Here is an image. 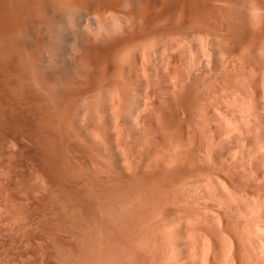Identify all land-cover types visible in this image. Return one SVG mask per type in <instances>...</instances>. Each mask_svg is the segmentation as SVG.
Here are the masks:
<instances>
[{
  "label": "bare ground",
  "instance_id": "1",
  "mask_svg": "<svg viewBox=\"0 0 264 264\" xmlns=\"http://www.w3.org/2000/svg\"><path fill=\"white\" fill-rule=\"evenodd\" d=\"M256 53L258 57L255 56ZM259 77H261V80H259ZM259 82H262L261 86H258ZM3 83L4 86L8 84L9 90L11 89L10 91L12 92L9 91L8 93L14 94L13 96H15V98L12 96L10 97L12 98L10 99L11 103H13L12 100L14 98V100L20 103L14 101V103L16 102L15 104H19L18 106L27 103L34 104L31 106L35 108V104H37L39 108L42 107L47 109L46 111L45 109L43 110L44 113L51 109L53 113H50L51 110H49V113L44 114L42 110L36 107L38 109L37 111L40 110L39 113L36 112L37 114H40L41 111L42 116L52 114L51 118L49 117L50 115L46 116L49 125H52L54 122V120H52V117L54 118L53 115H55V118L57 116L55 110L57 113L58 110L65 109L62 110V113L61 110L60 112L58 111L62 114L60 115L57 113L59 114L58 116H60L58 118H64L67 113L68 116L70 115L72 118L70 120L69 117H65L69 118V120L64 119L63 121L62 119L63 122L60 121L61 119H56V121L59 120V127L57 128H60L59 131L61 135H63L61 129L64 128L63 126L61 128L62 123L66 125L65 128L70 125L68 128H70L71 131L75 128L73 124L76 123L78 126L80 125L79 130H76V133L74 132V135H76L75 137L73 134H70L73 132H70L69 129L65 130L66 132L69 131V135L68 133L67 135L70 137L77 138V136L83 135L82 137L84 139L85 134L88 136V134H96L97 132L96 136L95 134L92 136H101L102 141L96 142V150L95 144L93 147L89 148L90 151H92L90 152L92 155H97L93 153H99V150L101 151L97 156L106 155L110 147H106L103 142H106L109 136L113 137L111 139L115 140V144L120 150L116 149L117 153H119L117 156H119L118 158L123 163L121 166H123L122 168L124 169L122 170L123 172L125 170L127 175L129 174L128 177L133 178L135 172L140 168L141 170L144 169L145 166L143 165L145 164L146 167H148L144 169V172L146 173L148 170L146 175L149 173L147 176L150 181L152 176L153 179L156 178V176L153 175L155 172L163 173V170L161 171L158 169V172L153 170L161 167V161L163 167L167 166L166 179L168 178L167 180L169 181L168 186L169 184L171 186H167L168 190L165 185L161 187L160 185L162 184H158V187H160L156 189L157 183L161 181L159 180L161 177L160 175L157 176V178L159 177V181L156 178L158 181L157 183L153 182V179L151 180L153 184H156L155 186L150 182L153 185L151 187H154L156 192L153 188L150 189L155 193L160 192H157V190L164 187L167 190L166 192H168L169 189L170 191L174 189L172 191L173 193L169 191V194H172L170 195L171 197L165 194L163 195L165 188L164 192L162 193L163 190H161L159 194V196H162L161 198L164 199L166 196L170 200V203L167 202V205L166 201L168 199H166V197L164 199V208L169 207V209L167 208L169 212L167 213L168 215L166 214V217L163 213L165 217L164 223L159 220V217L160 219L161 216L163 217V215L159 216L162 212H159L158 209L157 212L154 211L155 206L153 205H155V203L153 201L156 200L158 194L155 195V197H157L152 201L151 197L144 195V193L150 195L149 192H146L148 191V186L145 187L147 188L146 191L143 189L145 192L134 186L138 196L143 197L144 195L153 202V205L149 203L152 205L151 207H153L152 210H149L156 213L154 214V218L156 219L151 217V220L149 219V225L154 224L152 220L154 219L157 221L158 218V222H160L161 225L165 224L166 227L164 228L165 230L167 229L166 231L164 230L163 233H159L164 229L162 228L164 225L161 227L155 224V226L158 225V227L162 228L159 229L157 227L159 231H157L158 234L156 236V234L152 232L154 228H150L152 229L150 232L151 235L153 233L155 234V238L151 235L149 236L151 239L153 238L156 240L159 234L161 236L159 239H164L163 241L158 239L160 242H163H161V247L158 246L159 248L154 247L157 246L155 244L152 246L153 242L148 241L151 243V246H149L150 243L147 244L148 248H146V250L149 248L151 249V247L152 249L153 247L158 248L156 250L159 251V249H161V251H159L160 254L163 249L164 253L161 254L163 257L160 255L163 259L161 260L158 258V260L160 259L161 261L156 259L158 261H155L157 264L159 262V264H264V0H0V86H2ZM3 88L4 87H0V93L3 92L4 94L2 95H5L7 93L4 92L6 91L5 89L2 91ZM8 95L9 94H7V98ZM184 97L189 98H185L186 103L183 104V102H185L182 101ZM2 98L3 96L0 100ZM7 98L4 97L3 99L7 100ZM188 99L191 100L190 102L193 100V103L187 104ZM28 106L30 107V105ZM0 107L3 109L5 106L0 105ZM32 107L27 108L24 105L23 108L31 110ZM165 107L173 110L172 112L174 115L177 114V118L175 119V116H172L171 110L169 111L171 113L169 117H172L170 120L174 121V126H169L171 124L166 122L170 121L168 118V114L170 115V113L165 111ZM133 108H135V110H133ZM162 108H164V114L162 112L163 110H161ZM14 109L9 110L14 111ZM32 110V112L35 113V110ZM0 111H2V113L5 112L3 110ZM17 112L19 114V111ZM33 113L30 112V114ZM166 113L167 115H165ZM162 114L165 115V118L167 117L168 120L160 117ZM47 117L53 122H50ZM161 118L164 120H161ZM42 120L43 123L45 121L43 125H46L47 122L45 118ZM73 121L75 123H72ZM161 121L162 123H160ZM164 121L169 124L168 127H166L167 125ZM173 121L170 123H173ZM67 122L69 123L68 125ZM156 122L160 123V125H162L163 122L164 124L158 126ZM55 125L58 126V124ZM55 125L53 127L56 128ZM93 126L95 130L96 127H98L100 132L102 130L105 135H109L108 138H103L105 136L99 131L95 132V130L92 129L94 128ZM53 127L51 126L49 131L46 129L48 134H46V132L45 134L50 135L52 133L50 130ZM77 127L76 129H78ZM45 128L46 127H44V131H46ZM57 128L53 129L57 130ZM91 130H93V133ZM55 133L57 134L59 132L56 131ZM161 134H163V137L167 139L168 142L171 141L170 143L167 142L170 145L166 146L167 140H164V143H159L162 139L159 141L157 140L158 142L155 141L156 139H154V137L159 138L160 136L162 138ZM46 135H44V137ZM59 136L58 138H60ZM89 137L85 136L87 141ZM78 138L81 140V137ZM94 138L93 140L95 141ZM63 139L64 138H62V140ZM68 139L71 140L69 137ZM105 139L106 141H104ZM151 139H154V142H152L153 140ZM78 140L77 142L81 144L79 142L80 140ZM97 140H99V138H97ZM48 141L52 142L53 138H48ZM59 142L61 143V141ZM67 142L69 141L67 140ZM44 143H47V141ZM76 143L74 142V144ZM65 144L67 146L66 142ZM72 144L73 143H71V146ZM53 145V147H55L57 144L55 145L54 143ZM69 145L70 144H68L67 147H70ZM89 145L91 146L92 144L89 143ZM63 146L60 147L63 148ZM86 147H88V145L84 148ZM98 147H101V149ZM158 147L161 149L162 147L164 148L162 152ZM115 148L114 146V149ZM51 149L53 148L49 150L47 147L46 150L52 152ZM156 149L161 153H158ZM71 150L74 149L71 148ZM79 151L82 150L79 149ZM144 151L148 152L147 155ZM72 152L73 151H71V153ZM64 153H68L67 155H72V157L74 155L65 150ZM86 154L88 155L89 153ZM160 154L163 155L161 156ZM51 156L49 154V156H47L48 159ZM64 157L67 156L65 155ZM64 157H60L59 159H64ZM90 157L93 158V163L99 165L93 156ZM110 158L111 157L106 159L109 160ZM116 158L117 157H115V160ZM106 159L105 161H108ZM134 159L139 162L138 165H136V163L134 164ZM77 160L78 159L73 162L76 163ZM66 161L65 159L64 162ZM89 161L91 162V160ZM110 161L111 160H109V162ZM78 163L77 161L73 167H77ZM58 165L60 166L59 162ZM100 165L98 167L102 170L101 166L103 165ZM62 166L65 165L62 163ZM108 166L109 164L105 169L108 168ZM110 166V170L113 169L112 164H110ZM94 167L90 169L93 170ZM137 167L139 169H136ZM149 167L152 168L153 171ZM59 168L62 167L60 166ZM88 168L82 171L84 172L87 170L86 174L92 173L88 172ZM43 170L45 171L44 168ZM62 170H65V168ZM94 170H96V168ZM112 171L106 172L111 173ZM98 172L95 171V173H92L94 178L98 174L100 175L101 171ZM139 172L140 171H138V173ZM96 173L98 174L95 175ZM138 173H136V177ZM142 173L140 176H144L146 179V175ZM168 173L171 175V178H169ZM132 174L133 176H130ZM150 174L152 176H150ZM75 175V177H77V174ZM103 175H105V172ZM103 175H101V177L99 176V178H102ZM106 175H108V173H106ZM72 176L74 177V174ZM72 176L69 175V178H73ZM82 176H85V174ZM135 176L134 178L137 181L142 179L140 176H138L140 179H137ZM82 178L80 177V179ZM65 179L70 180L67 177ZM89 179H91V175ZM89 179L86 180L89 181ZM102 179L105 182L106 179ZM111 179L109 178V180ZM143 179L140 180L142 182L138 181L140 185L144 182ZM166 179L162 178V182H166L164 181ZM86 180L84 179L83 181L86 182ZM113 180L115 181V179L111 181ZM136 180H134V183ZM98 181L99 180H97V183L100 182L105 185V183ZM146 181L144 183L149 185L148 181ZM44 182L45 181H43V184ZM108 183L109 181L106 182L107 185ZM72 184L73 183H71V186H74ZM82 184H84V182H82ZM89 184L86 183V185H84L87 186L85 187L86 190ZM128 184L129 183H127V186ZM139 184L138 187L140 186ZM62 186H65V184ZM76 186L78 187V185ZM93 186L90 185V187ZM105 186H98L97 190L100 188L101 191L103 190V194V187L105 188ZM108 186L106 187L109 188L110 186ZM114 187L113 189L111 188L112 192L114 191ZM140 187L143 188V186ZM126 188H123L122 194L125 192L124 189ZM115 189L118 191V188ZM152 190L149 191L151 192ZM90 191L94 193L92 189H90ZM90 191H87V193L89 192L90 194ZM94 191L98 193L95 188ZM135 191L133 190L132 193L131 191H127V193L130 194H128V196L131 198L133 197L131 194H134L135 197ZM79 192L83 195L81 191ZM112 192L110 193L111 195ZM139 192L143 195H139ZM60 193L57 195H60ZM47 194L49 195L50 192ZM100 194L101 193H99V195ZM152 194L151 196L154 195ZM88 195L87 197L85 195V198H83L85 200L88 199ZM63 196L64 195H62V197ZM68 196H70V194ZM114 196L119 195L115 194ZM125 196L123 197L125 198ZM78 197H80V195ZM90 197L98 202L91 194L89 198ZM103 197H105V195ZM107 197L108 199L105 197L103 199L104 203L101 204L109 203L108 205L114 206L110 203L113 200L106 202L110 199V196ZM136 197L130 200H135ZM51 198L54 199L53 197ZM114 198L111 197V199ZM127 198L129 199V197H126V199ZM159 198L160 197L157 199L161 201V198ZM118 199L117 201L122 199V197ZM137 199H139V197ZM150 200L148 199V202H150ZM81 201L82 200H80V202ZM124 201L125 200H123V202ZM180 201L182 203L185 202L187 205L189 204V206L183 204L184 208L182 209L184 210H182L180 207L183 205H179L180 207L178 206V204H182ZM142 202L143 200L138 203L142 204ZM146 202L145 200L144 203ZM162 202L160 203V207L163 206ZM144 203L143 207L147 210L146 208H149L150 205L146 207L148 204L146 203L145 205ZM113 204H115V202ZM132 204H135V202ZM160 204H157V206ZM190 205H192V207L195 206L193 208L195 210L196 207H198L200 212L196 211L197 214L191 212L190 209H192V207ZM186 206L190 212L185 209ZM133 207L135 208L136 206L133 205ZM137 207L140 209L139 205ZM126 208H122L124 209L123 212ZM108 209H105V213H107ZM128 209H126L127 212ZM167 209L162 211H168ZM113 211L115 210L113 209ZM151 211L147 212L150 213ZM125 212L123 213V218H125ZM130 212L133 213L134 211L132 210ZM135 212H137L139 216L138 211ZM108 213L110 214V212ZM108 213L107 219L110 216ZM144 213L143 216H146ZM135 214L136 213L132 215ZM151 214H153V212ZM120 215H122V211L119 216ZM119 218L118 220H120ZM123 218L121 220H123ZM134 218L138 219V217ZM143 219L144 217L142 220ZM86 220H82V222ZM111 220H114V217L111 218ZM129 220L131 221V219ZM126 221L127 220L120 222ZM137 221V224L134 223L138 230L141 225L138 227ZM94 222L96 223L97 221L95 220ZM98 222L100 229L101 227H105L101 226L100 221ZM88 224L90 223L88 222ZM103 224H105V222ZM96 225H92L93 228L96 227ZM132 225L134 224L132 223ZM143 225L144 224H142V226ZM149 225L145 226V228L148 229ZM78 226L75 228L78 229ZM111 226L114 225L112 224ZM124 226L126 225L124 224ZM80 227H82V229L84 228L83 226ZM120 227L118 228L117 226L116 230L118 231ZM128 227L126 226L124 228L126 229ZM89 228L92 227L90 226ZM133 228H131V230H133ZM82 229L80 230L81 232ZM104 229L101 230L103 231ZM88 230L86 229L85 231ZM101 230L98 229V231ZM112 232L114 231L112 230L111 233ZM111 233L110 236L109 233L106 235L104 233L99 235L100 237L103 236L101 240H108L106 236L109 237V239H113V242H110L111 240L106 241L108 243L110 242L109 244L103 240L104 243L107 244L109 250H107L108 248L105 247L106 245L102 243L103 241L100 242V240L96 238L97 241L99 240V242H96L99 243L97 244L99 248L102 246L104 249L107 248L105 251L101 248L106 254H109V252L107 253L106 251L112 253L114 250L115 252V248L113 249V247L118 246L116 245L117 243L119 245L121 244L119 240L122 241L124 239L126 242L130 240L129 238L126 239L124 234L123 237H121L122 239H120V237L117 239L118 237L114 238L113 236L111 238L113 234ZM122 233L120 235H122ZM95 234L97 236L98 232ZM127 234L129 235V232H127ZM127 234L126 236H128ZM135 234L132 235L135 238L129 235L131 240L136 239L137 236H135ZM161 234H163L164 237ZM166 234H168L169 239H167L168 236ZM82 235L80 234V237ZM88 235L90 236V234ZM140 235L143 236L144 234L140 233ZM82 237H84L83 239L86 238L85 235ZM147 237L148 236L145 238L147 239ZM114 239H117L118 242L116 240L114 243ZM75 240H78V238ZM86 240L87 239L84 241L80 240V242L83 241L84 243ZM88 240L85 243H88ZM138 240L139 239L135 241L132 240L131 244L128 242L130 246L129 244L126 245L123 241L125 244L122 243L119 248H116L118 251L116 255H120L119 252L121 249L124 250L123 253L130 249V253L127 252L128 254L124 256L127 257L126 255H129L128 257L131 258L128 259L127 257L129 260L128 264H136V261L140 259L139 257H141V260H138L139 262L144 261V264H147L149 260V262L153 264V259L157 258V255L159 257V254L156 253L157 251L155 250H153L154 254L156 253L154 255L152 249L150 253L148 250L146 251L141 248L150 254L143 252V250L139 249L141 247L140 242L138 244L139 246L137 245L139 248L133 244ZM155 240L154 243H160L158 240L155 242ZM93 242L91 241L92 245L90 242L88 245H91L95 249L91 252L93 255L94 253L98 254L94 255L96 256L95 260H93L94 257L90 253L91 249H93L90 248L91 246L89 248L87 247L88 249L85 247L87 251L90 250L88 252L91 254L90 256L88 255V257L84 259V256H87V251L85 249L84 251L86 254L81 250L80 252L85 255H81V253L76 254V259L83 257V260H87L83 261L81 258L84 264L85 262L88 264L89 261L91 264H108V262H112L110 260L114 252L107 258L109 255H105L102 251L100 252V249H97L98 247H94L96 243L93 244ZM83 243L82 245L78 244V246H81L80 249H82V246H85ZM111 243H113V246ZM114 244L116 246H114ZM108 245L112 246V250H110L111 247ZM131 246L132 249L136 246L134 253H140L141 251L140 254H144L140 256L138 253H132L133 250L129 248ZM75 247L73 248L76 250V253L77 247ZM136 249L137 251H135ZM145 254L151 255V259L150 257L148 258V256L144 258ZM152 254L156 257L153 258ZM134 255H137L135 256L136 259H133ZM90 257H93V261L90 260ZM103 257H105L107 261H105ZM114 257H112V259L115 260V263H113V261L112 264H117L118 262L121 264L126 263V259L123 258L125 260L124 262V260L118 261L116 259L117 257L115 259ZM119 258L120 256L118 259ZM120 259H122V257ZM122 261L124 263H122ZM78 263L82 264L79 261ZM140 263L143 264V262Z\"/></svg>",
  "mask_w": 264,
  "mask_h": 264
},
{
  "label": "rangeland",
  "instance_id": "2",
  "mask_svg": "<svg viewBox=\"0 0 264 264\" xmlns=\"http://www.w3.org/2000/svg\"><path fill=\"white\" fill-rule=\"evenodd\" d=\"M255 56L256 57H258L257 56V53L255 54ZM261 75V74H260ZM260 79L259 80H261V77H259ZM3 79V78H2ZM4 80V79H3ZM261 83V84H260ZM8 84H5V86H4V83H3V85L2 86H0L1 88L2 87H4L3 88V90L2 91H4V89L6 90V91H4L5 93H7V94H9L8 95V98H9V100H8V98H7V94H5V95H2V94H4L3 92L2 93H0V96L2 95L3 96V98L4 97H6L7 98V100L5 99H3V101H2V99L0 100V102H1V104L0 105H4L5 107H3V109H2V107H0V110H3V111H5V112H3L2 113V111H0L1 113H0V115H1V120H2V122H1V120H0V264H74V263H76V264H79L78 263V261L80 262V263H82V260H83V257H79L80 258V260H79V258H78V256H77V258L78 259H76V254H79V253H81L80 251L82 250V252L88 247H90L91 245H92V243H91V241L93 242L96 238L97 239H99L100 240V242H102L103 240H101V238L103 237H100L99 235H102V233H104L105 235L107 234V233H109V236H110V233H111V231L113 230L114 232H112L111 234V238H112V236L115 238V237H118L117 239H119V237H120V239H122L121 237H123V234H124V236L126 237V239H130L129 241H125L124 239L121 241V240H119L120 241V245H122V243H123V241L126 243V245L127 244H129L128 242H130V244L132 243V240L133 241H135L136 239H139L136 243L134 242L133 244L134 245H138L139 244V242H140V245H141V247L139 248L138 246V248L140 249V250H146V248H148L147 246V244L148 243H150V242H153L152 243V246H154L153 244H155V245H157V246H154V247H158V246H162V241L164 240L163 238H161V239H159L161 236H160V234H159V236H158V238L155 240V239H153V238H155L154 236H155V234H156V236H157V234H158V232L157 231H159L158 229H157V227H158V225L159 226H161L162 227V225H164L162 228H164V227H166L165 226V224H162L161 225V223L160 222H158V218H157V221L156 220H154V219H156V218H154V214H156V213H154V211H156L157 212V209H158V211L159 212H162V213H158L159 214V216H161V215H163V213L165 214V217H166V214L169 212V207H167V208H164L165 206L163 205L164 203H165V201H164V199H165V197H164V199L163 198H161L162 196H159V194H160V192H161V190H163L162 191V193L164 192V188H160V190H157V192L158 191H160V192H158V193H155L156 192V189L157 188H159L160 186L162 187V186H166V188H167V190H168V187H171L170 186V184H169V186H168V183H169V181L166 179V175H167V170H168V168H167V166L166 167H163L162 165V161L160 162L161 163V167H159V168H156V169H153V170H155V171H157L158 169L159 170H163L162 172L164 173H161V172H158V173H156L155 171V173L153 174V173H151V174H153V175H155L156 176V178H157V176L158 175H160L161 177L159 178V180H161V181H159L158 180V178H157V180L159 181V182H161V183H159L157 180H156V178L155 179H153V176L150 174V176H152V179L154 180L153 182H158L157 183V185L154 183H152L151 182V180L149 181L148 179V176L147 175H149V173L146 175V173H147V171H146V173L144 172V169L146 168L147 169V167H146V165L144 164L143 166H145L144 167V169H143V166H142V169L143 170H141V168L139 169L138 167L136 168V169H139L138 171H142V172H144V173H142L143 175H146V179H147V181H148V184L150 185V187H149V185H146L147 183H144L145 181H146V179L144 178V176L142 177V176H140V172L138 173V171L137 172H135V175H137L136 173H138V176H140L143 180H144V182L143 183H141V185L138 183V181L139 182H142V181H140V180H142V179H140L138 176L136 177L135 175V177L137 178V179H140V180H136L135 178H134V176H133V174L132 175H130V176H133V178L132 177H128V175L125 173V170H124V172H123V170L122 169H124V168H122L123 166H121L123 163L121 162V160L118 158L119 156H117L119 153H117V150H119V148L117 147V145L115 144V140H113V139H111V138H113V137H110L109 135H105L104 134V132L101 130V132L98 130V127H96V130H95V127L94 128H92V129H94L95 130V132L96 131H99L102 135H104L105 137H103V138H108V136H109V138H110V140H112V141H110L109 140V138H108V140L106 141V139L104 140V141H106V142H103V143H105V146L107 147H110L109 148V152H107L106 153V155H102V156H97L99 153H100V151L101 150H99V153L97 152H94L93 154H97V155H92V153H90V152H92V151H90V149L89 148H91V147H93V145L95 144V146L97 145L96 144V142H99L100 140L102 141V138H101V136L100 137H95L96 136V134H97V132H96V134H95V136H92V135H94V134H88V136L85 134V136L86 137H89V136H91V137H89L88 138V141H87V139L85 138V136H84V139H86V140H84L83 139V135L82 136H77V138L78 137H81V140H80V138H74L76 135H74L75 133H76V130H79V126L73 121L72 123H75V124H73L74 126L73 127H75L74 129H75V131H74V129H72V131H71V129L70 128H68V127H70V125L68 126V127H66L65 128V126L66 125H64L63 123L61 124V128H62V126L64 127V128H62L61 129V131H62V133H63V135H65L66 136V140H65V136H63V135H61L60 134V131H59V129L60 128H57V127H59V120L61 119H59L58 117H60V116H58L60 113V110H58L57 111V113H59V114H57L56 113V110H55V114L57 115L56 116V118H55V115H53L54 116V118L52 117V120H54V122L52 121V120H50L48 117V119L50 120V122H53L52 123V125H49V122H48V120L46 119V116L48 115H44V114H46V113H49V110H51V109H49L46 113H44V109L45 108H42V107H40L39 108V106H37V104H35V106L36 107H38L40 110H42L43 111V115L45 116H42V111L40 112V114H41V116H40V114H37V113H39V111H37L38 109L35 107V108H33L32 106L34 105V104H27V103H23L24 105H25V107H27V108H30V107H32V109H34L35 110V113H33L32 111V109L31 110H28L27 108H23L24 107V105H20V106H18L20 103L18 102V101H16V100H14V98H15V96H13L14 94H10V93H8L10 90H9V87L7 86ZM262 85V82H259V84H258V86H261ZM10 86V85H9ZM8 87V88H7ZM11 88V87H10ZM8 89V90H7ZM1 92V91H0ZM10 92H12V91H10ZM1 96V97H2ZM14 97L13 98V100H12V102L13 103H11L10 102V99H12V98H10V97ZM0 97V98H1ZM185 98L187 99V98H189V97H184V100H182V101H185ZM191 99V98H190ZM189 100V99H188ZM187 100V104H191V103H193V100H192V102H190L191 100H189L188 101ZM6 101H8V102H6ZM14 101H16V102H18L17 104H15L14 103ZM2 103H4V104H2ZM8 103V104H7ZM11 103V104H10ZM22 103V102H21ZM184 103H186V101L185 102H183V104ZM9 105V106H8ZM12 105V106H11ZM28 105H30V107L28 106ZM32 105V106H31ZM39 105V104H38ZM16 106H18V107H16ZM23 106V107H22ZM41 106V105H40ZM9 107H11V108H9ZM13 107V108H12ZM15 108V109H14ZM166 108V107H165ZM13 110L14 109V111H10V110ZM167 109V108H166ZM165 109V111L167 112H169L171 109H167L166 110ZM15 110H16V112H15ZM26 110V111H25ZM47 109H45V111H46ZM62 110H65V109H62ZM62 110H61V113H62ZM133 110H135V108H133ZM161 110H163L162 112H163V114L165 113V111H164V108H162ZM17 111H19V114H18V112ZM23 111H24V113H23ZM70 111V110H69ZM68 111V112H69ZM173 110H171V112H172ZM10 112V113H9ZM15 112V113H14ZM23 114H22V113ZM28 112V113H27ZM30 112L31 113H33V114H30ZM37 112V113H36ZM64 112V111H63ZM160 112V111H159ZM161 112V113H162ZM167 112V113H168ZM10 115H9V114ZM14 113V114H13ZM21 113V114H20ZM50 113H53V111L51 110V112ZM67 113V112H66ZM167 113L165 114V115H167ZM170 113V112H169ZM175 113V112H174ZM25 114V115H24ZM27 114V115H26ZM64 114V113H63ZM162 114V115H163ZM172 114H173V112H172ZM38 115V116H37ZM50 115V116H49ZM48 116L51 118V116H52V114H49ZM60 115H62V114H60ZM67 115V116H66ZM65 116H64V118H62L63 119V121H64V119H66V120H69V118H70V120H71V118H72V116L70 117V115L68 116V113L66 114ZM160 115V117H163L164 119H167L168 120V118H169V120H170V118H172V117H169V116H171V113H170V115L168 114V118L166 117L165 118V115ZM177 114H173L172 116H175L174 118L176 119L177 118V116H176ZM41 117L42 119H44L45 118V120H46V125H43V124H45V121H44V123H43V120L40 118ZM65 117H69V118H65ZM173 118V119H174ZM39 119V120H38ZM56 119H59V120H57L58 121V123H57V121H56ZM62 119L60 120V121H62ZM164 119H162L161 118V120H164ZM41 120H42V122H41ZM62 121V122H63ZM166 121V120H165ZM164 121V122H165ZM173 121V120H172ZM171 120L170 121H166V122H168L169 124H171V125H169V124H167L166 122H165V124L167 125L166 127H168V125L169 126H174V121H173V123H170V122H172ZM176 121V120H175ZM66 122V121H65ZM64 122V123H65ZM164 122H163V124H164ZM70 123H71V121H70ZM157 123V122H156ZM160 123H162V121L160 122ZM160 123H157L158 124V126H162V125H160ZM55 124H58V126L57 125H55L56 126V128H57V130H54V129H56L55 127H53ZM66 124V123H65ZM69 123L67 122V125H68ZM46 127L45 128V130L47 129L48 131H49V129H50V127L52 126L53 128H51V130H50V132H52L50 135H46V134H48V132H47V130L46 131H44V127ZM78 126V127H77ZM157 126V125H156ZM47 127H49V128H47ZM71 127H72V124H71ZM76 127L78 128V129H76ZM81 128V127H80ZM52 129H53V131H52ZM67 129H69L70 130V132H73V133H70V134H73V136L74 137H70V136H68L69 135V131L68 132H66L65 130H67ZM56 131H58L59 133H55ZM63 131H65V132H63ZM45 132H46V134H45ZM75 132V133H74ZM91 132L93 133V130H91ZM56 135H55V134ZM65 133V134H64ZM67 133H68V135H67ZM90 133V132H89ZM54 134V135H53ZM44 135H46L45 137H44ZM60 135V136H59ZM58 136L60 137V138H58ZM62 136V137H61ZM72 136V135H71ZM161 136H162V138L159 136V138H155L154 137V139H156L155 141H159V140H161L162 139V141H159V143H161V142H165L167 139H165L164 137H163V134H161ZM68 137L69 138H71V140H69L68 139ZM95 139V141L93 140V138ZM48 138L49 139H51V138H53V141L52 142H49L48 141ZM62 138H64L63 140H62ZM73 138H74V140H73ZM97 138H99V140H97ZM153 138V137H152ZM45 139V140H44ZM81 143V144H79L78 142H77V140ZM92 139V140H91ZM154 139H151V140H153L152 142H154ZM56 140V141H55ZM58 140V141H57ZM67 140L69 141V142H67ZM76 143V144H74V142ZM76 140V141H75ZM83 140H84V142H83ZM89 140H91L92 141V143H91V141H89ZM165 140V141H164ZM47 141V143H44V142H46ZM55 141V142H54ZM59 141H61V143L59 142ZM62 141H63V143H62ZM67 143V146H68V144H70L69 146L71 147V148H73L74 150H71V148L70 147H67L66 146V144H65V142ZM100 141V142H101ZM110 141V142H109ZM157 141V142H158ZM73 143L72 144V146H71V143ZM83 142V143H82ZM87 142V143H86ZM93 142H95V143H93ZM168 142V140L166 141V143ZM171 142V141H170ZM170 142H168V143H170ZM55 143V145L57 146V150H56V146L55 147H53L54 145L53 144ZM89 143L90 144H92L91 146L89 145ZM109 143V144H108ZM165 143V144H166ZM166 144V146L167 145H170V144ZM52 144V145H51ZM59 144H63V145H59ZM79 144V145H78ZM107 144V145H106ZM45 145V146H44ZM75 145V146H74ZM78 145V146H77ZM82 145H84V146H82ZM88 145V147H86V148H84L85 146H87ZM113 145V146H112ZM63 146V148H61V147ZM74 146V147H73ZM104 146V145H103ZM104 146V147H105ZM114 146L116 147L115 149H114ZM47 147H48V149L50 150V148H53V149H51L52 150V152H50L49 150H46L47 149ZM68 149H67V148ZM78 149H77V148ZM64 148H66V149H64ZM96 148H97V146L95 147V150H96ZM98 148H100L101 149V147H98ZM159 149H161L160 147H158ZM167 148V147H166ZM70 149V150H69ZM79 149L80 150H82V151H79ZM85 149V150H84ZM89 149V150H88ZM117 149V150H116ZM164 148L162 147V149H161V152H162V150H163ZM58 150H59V153H58ZM64 150L67 152V151H69L70 152V154H74L73 155V157H72V155L71 156H69V155H67L68 153H64ZM77 150H78V152H77ZM111 150V151H110ZM46 151V152H45ZM61 151V152H60ZM71 151H73L72 153H71ZM74 151H76V152H74ZM86 151V152H85ZM116 151V152H115ZM120 151V150H119ZM118 151V152H119ZM156 151H157V149H156ZM50 152V153H49ZM55 152H57V153H55ZM79 152H80V154H79ZM83 152V153H82ZM115 152V153H114ZM145 152V151H144ZM158 152V151H157ZM161 152H158V153H161ZM62 153H64V154H62ZM86 153H89L88 155L86 154ZM114 153V154H113ZM117 153V154H116ZM147 153L148 152H145V154L147 155ZM46 155V158H45V155ZM49 154H50V156L51 157H49V159H48V157L47 156H49ZM61 154V155H60ZM83 156H82V155ZM86 154V155H85ZM105 154V153H104ZM60 155V156H59ZM66 155L67 157H64V156ZM78 155V156H77ZM79 155H80V157H79ZM109 155V156H108ZM116 155V156H115ZM161 156L163 155V154H160ZM159 155V156H160ZM68 156H69V158H68ZM90 156H93L96 160H97V162L99 163V165H100V162H101V165H103V166H101V169L105 172V175H106V173H108V175H103L104 174V172L102 171V170H100L99 168L100 167H98L99 165L98 164H95V163H93L92 162V159L93 158H91ZM117 157L116 158V160H115V157ZM60 157H64V159H62L63 160V162H62V160L61 159H59ZM76 157V158H75ZM83 157V158H82ZM98 157H99V160H100V162H99V160H98ZM102 157V158H101ZM109 157H111L109 160H111L110 162H109V160L108 159H106V158H109ZM52 158V159H51ZM73 158V159H72ZM87 160H86V159ZM106 160H108V161H105V159ZM159 158H162V157H159ZM65 159L67 160L66 162H64L65 161ZM76 159H78L77 161L79 162L78 163V165H77V167L75 166V167H73L76 163H77V161H76V163H74L75 162V160ZM95 159H94V161H95ZM101 159H102V161H101ZM46 160H47V162H46ZM49 160V161H48ZM60 160H61V162H60ZM68 160H70V161H68ZM89 160H91V162L89 161ZM74 161V162H73ZM82 161V162H81ZM118 163H117V162ZM137 160L136 159H134V164L136 163V165H138V161L136 162ZM58 162L60 163V166L62 167V168H59L60 166L58 165ZM81 162V163H80ZM86 162V163H85ZM108 162V163H107ZM49 163H50V165H49ZM51 163H53V164H51ZM62 163H63V165H65V166H62ZM72 165H71V164ZM84 163V164H83ZM87 163H89V164H87ZM102 163H105V164H102ZM56 164V165H55ZM67 164V165H66ZM70 164V166L68 167V165ZM79 164H81V165H85L86 166V168H85V166H81V165H79ZM109 164V166H108V168H106L105 169V167H107V165ZM110 164H112V168L113 169H111L110 170V168L109 167H111L110 166ZM53 165V166H52ZM54 165H55V167L57 168H55L54 167ZM88 165H89V168H88ZM92 165H94V166H92ZM98 165V166H97ZM113 166H115V167H113ZM79 167V168H78ZM91 167H94V169L96 168V170H92V169H90ZM136 167V166H135ZM140 167V166H139ZM43 168L45 169V171L43 170ZM51 168H53V169H51ZM65 168V170H62V169H64ZM71 169V170H68V169ZM76 168H78V169H76ZM88 168V172H92V173H95V171L96 172H98V171H101L100 172V175L98 174V173H96L95 175H99L100 177H101V175H103L102 176V178H104V179H106L105 180V182H104V180L102 179V178H99V176L97 177V176H95V178H94V175L92 174V173H87L86 174V172H87V170L86 171H82L83 169L85 170V169H87ZM119 168V169H118ZM150 168V167H149ZM148 168V169H149ZM161 168V169H160ZM163 168V169H162ZM165 168V169H164ZM51 169V170H50ZM61 169V170H60ZM67 169V170H66ZM76 171H75V170ZM81 171H80V170ZM98 169V170H97ZM115 169H116V172H115ZM151 170H152V168H150ZM56 170H58V171H56ZM59 170H60V173H59ZM78 170V171H77ZM113 170V171H112ZM120 170V171H119ZM152 170V171H153ZM51 171V172H50ZM56 171V172H55ZM67 171H69V172H66ZM94 171V172H93ZM106 171H112L111 173H109V172H106ZM152 171H150V172H152ZM49 172V173H48ZM54 174H53V173ZM74 172V173H73ZM75 172H77V173H75ZM65 173V174H64ZM160 173V174H159ZM170 173H171V171H170ZM46 174V175H45ZM50 174V175H49ZM61 174H64V175H61ZM68 174V175H67ZM74 174V177L76 176L75 174H77V177H73L72 175ZM80 174V175H79ZM85 174V176H82V175H84ZM91 175V179H95L94 181L93 180H91V179H89V177H90V175ZM109 174H112V175H109ZM115 174V175H114ZM169 174V173H168ZM52 175V176H51ZM59 175V176H58ZM69 175L70 176H72L73 178H69ZM115 177H114V176ZM162 175H165V176H162ZM79 176V177H78ZM89 176V177H88ZM93 176V177H92ZM110 176V177H109ZM112 176H113V178H112ZM127 176V177H126ZM47 177H48V179H47ZM60 177V178H59ZM67 177L68 179H70V180H67V179H65V178ZM80 177L84 180H86V179H89V181L88 180H86V182L85 181H83L82 179H80ZM86 177V178H85ZM88 177V178H87ZM108 179H107V178ZM43 178H45V179H43ZM97 178V179H96ZM99 178V179H98ZM109 178L111 179H115V181L113 180V181H111V180H109ZM162 178L163 179H166V180H164V181H166V182H162ZM169 178H171V175L169 174ZM50 179V180H49ZM59 179V180H58ZM63 179V180H62ZM74 179H75V181H74ZM79 179V180H78ZM102 179V180H101ZM120 179V180H119ZM126 179V180H125ZM46 180H47V183H46ZM61 180H62V182H61ZM67 180V181H66ZM97 180H99V181H101V182H103V183H105V185L106 186H108L110 189L112 188L113 189V187L114 186H116V187H114V191L112 192V189L110 190L109 188H107L104 184H102V183H100L99 181V183H97ZM134 180H136L135 181V183H134ZM43 181H45L44 182V184L46 185H44L43 184ZM51 181V182H50ZM58 181V182H57ZM69 181V182H68ZM109 181V183H108V185L106 184V182H108ZM118 181H119V183H118ZM126 181V182H125ZM131 181V182H130ZM133 181V182H132ZM146 181V182H147ZM56 182V183H55ZM61 182V183H60ZM66 182V183H65ZM68 182V183H67ZM82 182H84V184H82ZM93 184H92V183ZM110 182H111V184H110ZM113 182V183H112ZM114 182H116V183H114ZM155 186L156 185V189L154 188V187H151V186H153L151 183ZM50 183V184H49ZM51 183H52V186H51ZM69 183H70V185H69ZM71 183H73L72 185H74V186H71ZM77 183V184H76ZM79 183H80V185H79ZM86 183L87 184H89L88 186L90 187V185L91 186H93V187H90V189H92L93 190V192L94 193H92V191H90V189H89V187L87 188V190H86V188L85 187H87V186H84V185H86ZM96 185H95V184ZM127 183H129L128 184V186H127ZM136 183H138L140 186H143V188L142 187H138V184H136ZM165 183V184H164ZM167 183V184H166ZM64 185L65 184V186H62V185ZM67 184V185H66ZM98 184H100V185H98ZM113 184H114V186H113ZM120 184V185H119ZM134 184V185H133ZM143 184V185H142ZM145 184V185H144ZM158 184H162V185H160L159 187H158ZM43 185H44V189H43ZM55 185V186H54ZM56 185H57V187H56ZM76 185H78V187L76 186ZM100 187V186H105V188L103 187V189H104V192H103V194H102V191H101V189L99 188V190H97L98 189V186ZM118 185V186H117ZM131 187H130V186ZM137 185V186H136ZM49 186H50V188H49ZM81 186V187H80ZM85 188H83V187ZM126 186H127V188H126ZM137 187V188H139V189H142V191H144L143 189H145V191H146V189L147 188H145L146 186H148V191H146L147 193L149 192V194L150 195H148V194H146V193H144V195L145 196H148V197H151L152 199V201L158 196V197H160L161 198V201H159L157 198H156V200H154L153 202L155 203V205H153V202H151V200H150V198H148L149 200H150V202H148V199L142 194V193H140L139 192V195H143V197H141V196H138L137 195V193H136V191H135V187ZM168 186V187H167ZM173 186V185H172ZM46 187V188H45ZM59 187V188H58ZM62 187V188H61ZM74 188V189H72V188ZM132 187H133V189H132ZM54 188H56V189H54ZM57 188H58V190H57ZM76 188V189H75ZM94 188H95V190L96 191H98V193L97 192H95L94 191ZM115 188H118V191H117V189H115ZM123 188H126V189H124V191L125 192H123V194H122V191H123ZM129 188V189H128ZM150 188H153L154 189V191L155 192H153V190L152 189H150ZM166 188H165V192L163 193V195L165 194V195H167L168 197H171L170 195H172V194H169L170 192L171 193H173L172 191L174 190H172V188H174V187H172L171 188V190L172 191H170V189H169V191L168 192H166L167 190H166ZM46 189V190H45ZM48 189H49V191H48ZM60 189H62V190H60ZM69 189V190H68ZM79 189H81V190H79ZM107 189V190H106ZM120 189V190H119ZM128 189V190H127ZM43 190H44V192H43ZM51 190V191H50ZM65 190V191H64ZM67 190V191H66ZM83 190V191H82ZM85 190H86V193H87V191H90L91 193V196L92 197H94L95 195H97V196H95L94 198H95V200H98V202L97 201H94L93 200V198H89V196H90V194H89V192L86 194L85 193ZM108 190H110L111 192H112V195L110 194L111 192L110 191H108ZM131 191V193H132V191L134 190L135 192L134 193H136V196H138L139 197V199H137L138 197H136V201L135 200H133L135 197H134V194H131L133 197H131V198H133L132 200H130L131 198H130V196H128V194L129 193H127V191ZM149 190H152L151 192L149 191ZM46 191V192H45ZM48 191V192H47ZM57 191H58V193H57ZM70 193H69V192ZM79 191H81V193L83 194V195H81L80 194V192ZM100 191V192H99ZM116 191V192H115ZM120 191V192H119ZM140 191V190H139ZM141 191V192H142ZM144 191V192H145ZM50 192V194L48 195L47 193H49ZM61 192V193H60ZM67 192V193H66ZM105 192H106V194H105ZM108 192V193H107ZM152 192H153V194H152ZM45 193V194H44ZM56 193V194H55ZM60 193V195H57V194H59ZM70 194V196H68L69 194ZM77 195H75V194ZM80 195V197H78L79 195ZM84 193H85V195H86V197H87V195H88V199H84L85 198V195H84ZM96 193V194H95ZM99 193H101L100 195H99ZM124 193H125V195H126V193H127V195L125 196L124 195ZM66 194V195H65ZM109 194V195H108ZM119 195V196H114V195ZM121 194V195H120ZM151 194L153 195V196H151ZM156 194H158L156 197H155V195ZM54 195V196H53ZM62 195H64L63 197H62ZM94 195V196H93ZM105 195V197L108 199V197L107 196H110L109 198V201L107 200L106 201V199H105V201L106 202H110L111 200H113L112 202L114 203L115 202V204H113L112 202H110L111 203V205H114V206H110V205H108L109 203H105V204H101V203H104V198L105 197H103V196ZM107 195V196H106ZM130 195V194H129ZM162 195V194H161ZM115 198H114V197ZM123 196H125V198L123 197ZM51 197H53L54 199H52ZM56 197V198H55ZM69 197H70V199H69ZM84 197V198H83ZM101 197V198H100ZM111 197L112 198H114V199H111ZM120 199L121 197H122V199L123 200H125L124 202H123V200L122 199H118V198ZM126 197H129V199L127 198L126 199ZM168 197H166V199H168ZM50 198V199H49ZM61 198V199H60ZM63 198V199H62ZM83 198V199H82ZM98 198V199H97ZM141 198H146V199H141ZM159 198V199H160ZM58 199V200H57ZM75 199V200H74ZM90 199H91V201H90ZM117 199L119 200V201H117ZM80 200H82L81 202H80ZM85 200V201H84ZM101 200H103V201H101ZM128 200V201H127ZM142 201L143 200V202H142V204L141 203H138V202H140V201ZM147 201L146 203L148 204V206H146V207H149V205H150V207L149 208H146L147 210H145L144 208L145 207H143V203H144V201ZM162 200H163V202H162ZM88 201V202H87ZM78 202H80V203H78ZM91 202V203H90ZM92 202H93V204H92ZM94 202H96V203H94ZM121 204V206H120V204ZM133 202H135V204H132ZM157 202V203H156ZM159 202V203H158ZM162 202V207H160L161 206V203ZM167 202H169L170 203V200L168 199L167 201H166V204L168 205V203ZM181 202V201H180ZM100 203V204H99ZM129 203H131V204H129ZM136 203H137V205H136ZM146 203H144L145 205H146ZM149 203H151L153 206H155L154 208H155V210L154 211H151L152 209H153V207H151L152 205L151 204H149ZM182 203V202H181ZM96 204V205H95ZM126 206H125V205ZM127 204H129V205H127ZM157 204H160V205H158L157 206ZM165 204V205H166ZM187 205L185 202H183L182 204H178V206L179 205ZM116 205V206H115ZM124 207H123V206ZM133 205L134 206H136L135 208L133 207ZM140 206V209H139V207H137V206ZM166 205V206H167ZM184 205L182 206V207H180L181 209L182 208H184ZM107 206H108V208H107ZM128 206V207H127ZM141 206H142V208H141ZM187 206H189V204L187 205ZM187 206H186V208L185 209H187L188 210V208H187ZM191 207H192V205H190ZM121 209H120V208ZM127 207V208H126ZM131 207V208H130ZM190 207V208H191ZM195 206H193L192 207V209L194 208ZM115 208H117V209H115ZM122 208H126V209H131V210H129L128 209V212L126 211V209H125V214H124V217L125 218H123L122 216H123V210L124 209H122ZM162 208V209H161ZM189 208V209H190ZM105 209H108L107 210V213L108 212H110V214L108 213V215H110L109 217H108V219H107V213H105L106 212V210ZM113 209L115 210V211H113ZM119 209V210H118ZM149 209H151V210H149ZM160 209V210H159ZM168 210V211H162V210ZM190 209L191 210V212H194L195 214H197L196 213V211H198V212H200L199 211V209H198V207H196V210L195 209ZM112 210V211H111ZM119 212H118V211ZM134 211L133 213L132 212H130V211ZM140 210V211H139ZM142 210V211H141ZM182 210H184V209H182ZM186 210V211H187ZM195 210V211H194ZM80 211V212H79ZM122 211V215H120L119 216V214H120V212ZM135 211H138V213H139V216H140V214H141V216L140 217H144V219L142 220V218H140L138 215H137V212H135ZM144 211H145V213H144ZM147 211H151L150 213L149 212H147ZM189 211V210H188ZM132 213V214H134V213H136L135 215H132V214H130V213ZM144 214H146V216H143V213ZM148 214H147V213ZM153 212V214H151ZM190 212V211H189ZM80 213V214H79ZM115 213H116V215H115ZM91 214V215H90ZM93 214H94V217H93ZM113 216H112V215ZM128 214V215H127ZM130 214V215H129ZM151 215H153V216H151ZM168 215V214H167ZM89 216V217H88ZM120 219V220H118V218ZM138 217V219H135L134 217ZM157 216V215H156ZM158 216V217H159ZM78 217V218H77ZM90 217H92V218H90ZM103 217V218H102ZM104 217H106V218H104ZM114 217V220H111V218H113ZM133 217V218H132ZM151 217H153L154 219L152 220L153 221V223L154 224H152V225H149L150 224V218ZM163 217H164V215H163ZM163 217L161 216V219H160V217H159V220L162 222V223H164V221H165V217H164V220H163ZM82 218V219H81ZM90 220H89V219ZM110 218V219H109ZM123 218V220H121ZM140 218V219H139ZM78 219V220H77ZM88 221H87V220ZM103 219H105V220H103ZM106 219H107V222H108V220H109V222L107 223L106 222ZM129 219H131V221L129 220ZM134 221H133V220ZM145 219H147V220H145ZM150 219V220H149ZM82 220H86V221H83L82 222ZM91 220H92V222L94 223H92L91 222ZM100 221L101 223V226H105V227H101V229H104L103 231L100 229V225H99V222L97 223H95L94 221ZM125 220H129L128 222H129V224H128V222L126 221V222H120V221H125ZM138 222V230H137V227H136V221ZM140 220V221H139ZM163 220V221H162ZM143 221H145V222H143ZM148 221V222H147ZM155 221V222H154ZM200 221V220H199ZM88 222L90 223V224H92L93 226H95L96 224V227H94L93 228V226L92 225H90V224H88ZM105 222V224H103V223ZM111 222V223H110ZM112 222H114V223H112ZM131 222V223H130ZM136 224H135V223ZM142 222V223H141ZM201 222V221H200ZM77 223H78V225H80V226H83L84 228L82 229V227H80V226H78L77 225ZM81 223V224H80ZM118 225H117V224ZM120 223H121V225H120ZM128 227L129 225H131V226H129L128 228H124V227H126V226H124V224ZM132 223L134 224V225H132ZM148 223V224H147ZM160 223V224H159ZM196 223V222H195ZM114 225V226H111V225ZM142 224H144L143 226H142ZM146 224V225H145ZM155 224H158V225H156L155 226ZM76 225V226H75ZM88 227H87V226ZM108 225H109V227H108ZM121 227H120V226ZM122 225H123V227H122ZM147 225H149L148 226V229L147 228H145V226H147ZM198 225V224H197ZM78 226V229L77 228H75V227H77ZM92 227V228H89V227ZM116 226V227H115ZM117 226H118V228L120 227V229H118V231L116 230L117 229ZM151 226V227H150ZM155 226V227H154ZM80 227V228H79ZM99 227V228H98ZM133 228V230H131V228ZM143 227V228H142ZM161 227H158L159 229H162ZM115 228V229H114ZM141 228V229H140ZM150 228H154L153 230L152 229H150ZM82 229V232L80 231ZM88 230L89 231V233H88V231H85V230ZM96 229V230H95ZM98 229L99 230H101V231H98ZM111 231H110V230ZM131 231H130V230ZM144 229V230H143ZM155 229H157V230H155ZM110 232H109V231ZM116 230V231H115ZM119 230H126L125 232L124 231H119ZM140 230H142L143 231V233H142V231H140ZM151 230H152V232H154L152 235H151ZM156 232H155V231ZM165 230V228L162 230V231H160L159 233H163V231ZM167 230V229H166ZM165 230V231H166ZM77 231V232H76ZM108 231V232H107ZM138 231V232H137ZM145 231V232H144ZM148 231H149V233H148ZM80 232V233H79ZM85 234H84V233ZM91 232V233H90ZM97 233L98 232V235L96 236V234L95 233ZM115 232H117V233H115ZM122 233V235H120L121 233ZM127 232H129V235L132 237V238H135L134 236H132V235H134L135 233L137 234H135V236H137L136 237V239H132L131 240V237L127 234ZM141 234H144L143 236L142 235H140V233ZM146 232H147V235H146ZM92 233H93V235H94V237H95V239H94V237H93V235H92ZM118 233H120V234H118ZM132 233V234H131ZM139 233V234H138ZM76 234V235H75ZM78 234V235H77ZM80 234L82 235H85V239H91L92 237V239H94V240H88V243L90 242L91 243V245H88V243H83V241L85 240V239H83L84 237H80ZM88 234H90V236L88 235ZM103 234V235H104ZM116 234V235H115ZM126 234L128 235V236H126ZM86 235H88V236H86ZM104 235V236H105ZM118 235V236H117ZM140 235V236H139ZM152 236L153 238L151 239V237H149V236ZM163 237H164V235L163 234H161ZM167 236H168V234H166ZM146 236H148L147 237V239L145 238ZM166 236V237H167ZM73 237H74V239H73ZM80 237V238H79ZM87 237H89V238H87ZM91 237V238H90ZM100 237V238H99ZM124 237V238H125ZM139 237V238H138ZM165 237V238H166ZM78 238V240H75V239H77ZM106 238H108V240H111L110 242H113V239H109V237H107L106 236ZM141 238H143V239H141ZM150 238V239H149ZM97 239L93 242V244L94 243H96V242H99V240L97 241ZM117 239H114V243L116 242V240ZM162 240L161 242L159 241V240ZM167 239H169V236H168V238ZM80 240H83L82 242H80ZM108 240H106V241H108ZM151 240H153V241H151ZM154 240H155V242L158 240L160 243H158V244H156V243H154ZM77 241V242H76ZM105 241V240H104ZM104 241L102 242V243H104ZM105 241V242H106ZM148 241H150V242H148ZM165 241H166V239H165ZM75 244H74V243ZM109 242V243H110ZM117 242H118V240H117ZM145 242V243H144ZM81 243V244H80ZM82 243H83V245H85V246H82V249H80V247L81 246H78V244L79 245H82ZM89 243V244H90ZM107 244H109L108 242H106ZM125 243H123V244H125ZM97 244H99V243H96V245ZM105 244V243H104ZM107 244H105L106 246L105 247H107ZM112 244V246H113V243H111ZM130 244H129V246H130ZM132 244V245H133ZM142 244H143V247H142ZM165 244V243H164ZM77 245V246H76ZM94 246V247H98L97 249L101 252L102 250H101V248L103 247H101V248H99V246L97 245V246ZM101 245V244H100ZM116 245H118V246H116ZM114 244V246H116V247H113V249L115 248V252H114V250H113V252H114V255H112L111 256V260L110 261H114L113 263H115V260H113L112 259V257H114V256H116V257H114V259L116 258L118 261H120V260H124V259H126V263L128 264V262H129V260L128 259H131V258H129L128 256L129 255H126L127 257H128V259H127V257H124L125 256V254H128L127 252H129L130 253V249H128V250H126V248H125V250L127 251V252H124L123 253V251L124 250H122V254H121V250H120V258L122 257V259H118V255H116V252H118L117 250H116V248H119V244L117 243V244ZM133 245V246H134ZM145 245V246H144ZM77 248H76V247ZM108 246H110L111 247V249L110 250H112V246L111 245H108ZM124 246V245H123ZM136 246L134 247V249L136 248ZM149 246H151V243H150V245ZM160 246V247H161ZM164 246V245H163ZM73 247H75L76 249H77V252L75 253V249L73 248ZM86 247V248H85ZM153 247V249H152V247H151V249H152V251L153 250H155V251H157L156 249H158V248H154ZM80 250H79V249ZM87 248V249H88ZM90 248H93L92 246L90 247ZM108 248V247H107ZM106 248V249H107ZM127 248H128V246H127ZM129 248H131L132 249V246L131 247H129ZM141 248H143V249H141ZM87 249H86V251H87ZM96 249V250H97ZM104 251L106 250V249H104V248H102ZM134 249H132L131 251H132V253H134ZM139 249H138V251H139ZM150 249V248H149ZM149 249H147L150 253H151V249L149 250ZM79 250V251H78ZM93 250H95L94 248L93 249H91V251H90V253L93 251ZM97 250V251H98ZM107 250H109V248L107 249ZM143 250V252H145ZM146 250V251H147ZM89 251H87L86 253H87V256H84V259L86 258V257H88V255L90 256L91 254H89L88 252ZM97 251H96V253H97ZM135 251H137V249L135 250ZM159 251H161V249H159ZM159 251H157L156 253H158L159 254ZM107 253L109 252V254H106V253H104L103 251H102V253H104L105 255H109V256H107V258L108 257H110V254H112V253H110V251H106ZM75 253V254H74ZM83 253H85V251L83 252ZM83 253H81V255L83 254ZM85 253V254H86ZM101 253V254H102ZM131 253V254H132ZM138 253V255L141 253V251H140V253L139 252H135L134 254H137ZM145 253H148V252H145ZM150 253H148V254H150ZM155 253V254H156ZM164 253V251H163V249H162V253L160 252V254H159V257H158V255H157V258H155V259H153L154 257H156V256H153V254H154V251H153V254H152V259H153V261L152 260H150V261H152V262H154L153 264H155L156 262H158V261H161L163 258V256L161 255V254H163ZM75 256H74V255ZM85 254H83V255H85ZM130 254V255H131ZM144 254V253H143ZM143 254H140V256L141 255H143ZM154 254V255H155ZM93 255V254H92ZM94 255H98V254H95L94 253ZM93 255V260H95V257L96 256H94ZM162 257H161V256ZM74 256V257H73ZM80 256V255H79ZM135 256H137V255H134V257H133V259L135 258L136 259V257ZM145 257L144 258H146L147 256H148V258L151 256H149V255H147V254H145L144 255ZM139 257V256H138ZM138 257H137V259H138ZM81 258H82V260H81ZM91 258V257H90ZM92 258L90 259V260H92ZM104 258V260H105V257H103ZM102 258V259H103ZM124 258V259H123ZM140 259H138V260H141V257H139ZM142 258H143V256H142ZM143 258V259H144ZM147 258V259H148ZM158 258H160L159 260H158ZM75 259V260H74ZM150 259H151V257H150ZM158 261H157V260ZM76 260H78V261H76ZM92 260V261H93ZM109 260V259H108ZM128 260V261H127ZM136 261V264H141L140 262H143V264H144V261ZM83 261H87V260H83ZM89 261V260H88ZM105 261H107V260H105ZM131 261V260H130ZM133 261V260H132ZM135 261V260H134ZM156 261V262H155ZM95 262V261H94ZM112 262H108V264L110 263V264H112ZM124 262H125V260H124ZM123 261H122V263H124ZM137 262H139V263H137ZM148 263H150L149 262V260L147 261ZM146 262V263H147ZM91 264V262L89 261L88 262V264ZM117 263V262H116ZM118 263H120V262H118ZM117 263V264H118ZM126 263H124V264H126ZM132 263V262H131ZM147 263V264H148ZM160 263V262H159ZM158 263V264H159ZM82 264H84V263H82ZM85 264H86V262H85ZM121 264V263H120ZM151 264V263H150ZM157 264V263H156Z\"/></svg>",
  "mask_w": 264,
  "mask_h": 264
}]
</instances>
